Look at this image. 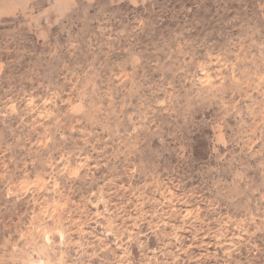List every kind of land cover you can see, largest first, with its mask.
Masks as SVG:
<instances>
[{"label":"rangeland","instance_id":"rangeland-1","mask_svg":"<svg viewBox=\"0 0 264 264\" xmlns=\"http://www.w3.org/2000/svg\"><path fill=\"white\" fill-rule=\"evenodd\" d=\"M75 1L0 9V264H264V0Z\"/></svg>","mask_w":264,"mask_h":264},{"label":"crops","instance_id":"crops-1","mask_svg":"<svg viewBox=\"0 0 264 264\" xmlns=\"http://www.w3.org/2000/svg\"><path fill=\"white\" fill-rule=\"evenodd\" d=\"M8 1H13V4H10L9 6L11 12L8 13L18 14L24 12L25 9L31 7V5H33L34 2L37 0H0V9L6 8V3ZM75 3V0H53V6L61 10H66L70 7H73Z\"/></svg>","mask_w":264,"mask_h":264},{"label":"trees","instance_id":"trees-1","mask_svg":"<svg viewBox=\"0 0 264 264\" xmlns=\"http://www.w3.org/2000/svg\"><path fill=\"white\" fill-rule=\"evenodd\" d=\"M201 151H203V153H205V150L202 149L201 144H199L198 146L195 147L194 149V153L196 157H200Z\"/></svg>","mask_w":264,"mask_h":264}]
</instances>
